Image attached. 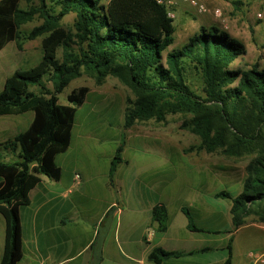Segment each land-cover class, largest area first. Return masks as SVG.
<instances>
[{"label":"trees","instance_id":"1","mask_svg":"<svg viewBox=\"0 0 264 264\" xmlns=\"http://www.w3.org/2000/svg\"><path fill=\"white\" fill-rule=\"evenodd\" d=\"M37 1L22 8L21 0H0V50L11 41L22 48L23 39L47 34L41 60L30 68H17L6 79L5 92L0 93V116L35 114L27 129L0 142V213L6 221L0 264H19L24 255L21 209L30 202V190L41 175L54 180L61 177L56 157L69 148L77 109L90 89L85 85L73 89L67 104L60 103L58 95L83 71L98 85L112 75L133 91L135 98L125 108V129L138 121H163L170 113H183L191 115L183 127L200 137V149L251 156L242 190L224 188L214 194L231 202L232 229L201 227L191 207L181 208L189 230L230 233L220 248L225 251L221 264H234V232L251 215L264 221V68H231L246 53V45L215 25L201 26L188 42L165 54L174 43L176 25L166 6L156 0ZM70 13L75 14L73 33L59 25ZM36 14L42 24L23 35L22 25ZM190 71L199 75L202 92L193 89ZM35 84L39 91L31 89ZM125 139L124 134L110 170L112 179L123 161ZM152 217L159 232L168 229L170 215L165 203L153 207ZM211 250L209 246L190 251L157 246L149 259L162 264L172 257ZM97 258L100 264L101 253Z\"/></svg>","mask_w":264,"mask_h":264},{"label":"crops","instance_id":"2","mask_svg":"<svg viewBox=\"0 0 264 264\" xmlns=\"http://www.w3.org/2000/svg\"><path fill=\"white\" fill-rule=\"evenodd\" d=\"M208 2L211 7L221 6L223 10L226 5L222 0ZM176 13L179 22H183V44L201 26L212 25L226 30L242 41L237 36L242 32V25L238 26L235 19H221L213 14L198 15L197 25L193 26L191 17L197 11L191 6L180 3ZM255 28H259V25ZM96 85L98 84L95 82L93 88L85 85L90 90L84 103L77 109V112L82 109V118H75L71 144L56 157L62 169L60 179L54 180L41 175L40 182L29 192V204L21 209L24 255L19 264H98L99 253L102 255L100 264H157L149 259L155 247L179 250L164 246L166 237L177 236L182 227L188 229V220L186 225L177 227L170 215L164 192L168 182L166 151H161L160 145H157L158 148L154 145L151 150L139 152L128 149L134 137L140 143V139L146 138L152 144H159L165 142V136L141 134L133 126L125 129L124 119H117L112 115L103 119L101 111L109 109L108 101L117 97L123 98L125 113L124 94H127V87L119 80L117 91L110 94L107 82L100 84L98 89ZM94 92H97L99 100L92 103L89 96ZM86 104L88 106L84 108ZM3 116L5 115L0 118ZM34 116L33 112L25 129L30 126ZM11 121L14 126L0 129V142L12 139L19 133L14 130L21 124L22 119ZM123 131L126 132L123 161L118 164L112 179L110 170L121 144ZM211 174L214 184V172ZM158 203H165L170 215L168 229L163 233L158 231V224L152 217L153 207ZM200 205L204 206L202 203ZM183 234L191 236L190 232L183 231ZM5 235L6 221L0 213V244L3 242L5 245ZM190 250L194 249L184 251ZM3 252H0V261ZM209 253L210 251L172 257L162 264H215L222 263L225 259V251L219 259H204L205 256H202L203 260L194 259L196 255Z\"/></svg>","mask_w":264,"mask_h":264},{"label":"rangeland","instance_id":"3","mask_svg":"<svg viewBox=\"0 0 264 264\" xmlns=\"http://www.w3.org/2000/svg\"><path fill=\"white\" fill-rule=\"evenodd\" d=\"M49 1L52 3L51 0ZM222 2L226 4L224 6V17L228 20L235 19L238 26L242 25L240 30L242 32L237 36L246 45V53L238 57L230 67L250 68L253 65H259L264 68V19H259L257 16L258 12H264V0H222ZM33 4H38V1L21 0L22 8H29ZM208 14L195 13L191 17V25H197L198 15L205 16ZM42 22L43 19L39 14H36L33 20L22 25V34H26ZM74 23L75 14L70 13L61 19L59 25L67 32L73 33L75 31ZM175 25L174 43L165 51V54L168 50L184 45L185 40L181 35L183 22L181 24L179 19L176 18ZM256 25H259V28H255ZM46 35L42 34L34 39H23L22 48L18 47L17 41H11L0 51V93L5 92L6 79L17 68H30L41 60L43 56L42 42ZM73 46L76 47L75 44ZM58 55L59 57L62 56V48H59ZM189 76L193 89L202 92L199 75L195 71H190ZM93 82L97 84L92 75L83 71L80 76L72 79L64 91L58 95L59 102L67 104V96L73 89H77L82 85L92 87ZM105 82H107L108 93L115 94L118 89L119 78L108 75ZM45 83L49 88L53 87L51 81L45 80ZM98 87L99 85H96L97 89ZM126 87L127 94H124V97L127 107L128 100L134 99L135 95L127 85ZM31 89L40 90L36 84L31 86ZM89 100L92 103L98 101L97 92L92 93ZM123 102V98L118 97L115 100L108 101V104H110L109 109L102 110L101 117L106 119L112 115L114 118L123 120ZM87 106L86 104L84 108ZM32 113L29 111L19 116L5 115L0 118V129L14 126L15 124L11 120L22 119L21 124L14 131H23L27 127ZM190 117L191 115L183 113H170L163 121L152 118L136 122L133 127L141 134H160L165 136L166 140L159 144H152L151 140L144 138L140 139L142 141L140 143L134 137L130 141L128 149L131 152H139V150H151L154 145L158 148L157 145H160V150L166 151L168 182L164 192L174 225L181 227L187 223V217L181 211V206L187 205L197 214L196 221L199 226L207 229H232L231 202L225 199H217L213 196V193L215 194L218 190L224 188L239 193L248 174L247 166L251 156L245 153L236 156L223 150L208 152L206 149H200V137L183 127L184 121ZM81 118L82 109L76 114V120ZM124 134L126 135L125 131L122 132L121 136ZM212 171L214 172V184L212 182ZM201 203L204 206H201ZM182 228L176 234L177 236L170 235L166 237L164 244L166 248L187 250L209 246L212 250L208 255L199 254L194 256V259L203 260L202 256H205L204 259L221 258L224 251L216 247L226 244L230 233H200L188 231L185 227ZM183 231L190 232L191 236L187 237L183 234ZM234 236V264H264V221H260L256 215H251L248 217L247 223L234 232ZM3 249L4 243L2 242L0 244L1 253ZM215 264H221V262Z\"/></svg>","mask_w":264,"mask_h":264},{"label":"built area","instance_id":"4","mask_svg":"<svg viewBox=\"0 0 264 264\" xmlns=\"http://www.w3.org/2000/svg\"><path fill=\"white\" fill-rule=\"evenodd\" d=\"M158 3L166 6L168 15L172 18H176L177 6L180 3L191 6L194 10L201 14H213L214 16L223 19L224 10L221 6L211 7L208 0H156ZM259 19H264V12L257 13Z\"/></svg>","mask_w":264,"mask_h":264}]
</instances>
